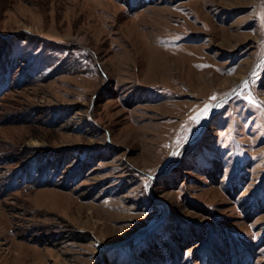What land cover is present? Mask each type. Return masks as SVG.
<instances>
[{"label":"rangeland","instance_id":"374dc122","mask_svg":"<svg viewBox=\"0 0 264 264\" xmlns=\"http://www.w3.org/2000/svg\"><path fill=\"white\" fill-rule=\"evenodd\" d=\"M0 264H264V0H0Z\"/></svg>","mask_w":264,"mask_h":264},{"label":"snow or ice","instance_id":"6c2138e0","mask_svg":"<svg viewBox=\"0 0 264 264\" xmlns=\"http://www.w3.org/2000/svg\"><path fill=\"white\" fill-rule=\"evenodd\" d=\"M246 86L247 85H245V87ZM212 99L215 100L216 97L213 96ZM210 112H211V107L206 105L204 109L201 110V113L199 115L190 118L191 123L195 125H199L203 120H206L208 118ZM190 132H191V127L186 126L185 133H190Z\"/></svg>","mask_w":264,"mask_h":264},{"label":"bare ground","instance_id":"6f19581e","mask_svg":"<svg viewBox=\"0 0 264 264\" xmlns=\"http://www.w3.org/2000/svg\"><path fill=\"white\" fill-rule=\"evenodd\" d=\"M162 78H163V77H162ZM152 80H153V79H152ZM103 245H104V244H103ZM108 247H109V246H108ZM105 248H106V247H105V246H102V245L98 246V249H100V250H102V251L105 250Z\"/></svg>","mask_w":264,"mask_h":264}]
</instances>
